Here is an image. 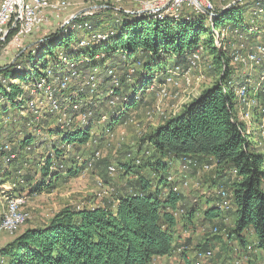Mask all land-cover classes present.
<instances>
[{
	"label": "trees",
	"instance_id": "obj_1",
	"mask_svg": "<svg viewBox=\"0 0 264 264\" xmlns=\"http://www.w3.org/2000/svg\"><path fill=\"white\" fill-rule=\"evenodd\" d=\"M246 2L256 5L255 14L260 10L264 12V2ZM237 5L213 18L192 12V18L181 13L164 19L148 13H124L106 5L98 14L70 22L41 44L20 54L12 65L0 69V77L7 83L6 86L0 85V102H4L0 103V137L12 127L15 131L9 132L11 138L2 141L16 142L12 154L9 145L4 146L9 149L10 158H7L3 144L0 145V185L8 183L17 194L24 191L35 194V189L50 192L58 173L69 176L75 175L80 168L85 169L86 160L93 152L88 159L82 153L92 150L90 141L99 142L101 136L113 134L142 105L144 94L152 93L148 91L150 85H160L175 68L185 65L191 55L203 50V44L213 49L212 64L216 76L213 83L184 105L177 116L163 121L139 140V148L146 145L152 155L144 149L133 158L127 157L126 163L118 162L120 169L113 165L117 168L116 174L118 170L125 172L130 179H126L122 189L116 191L110 205H93L88 209L62 208L47 224L28 227L0 247V264H151L154 259L171 256L178 249L183 251L185 244L176 248L175 230L184 221L193 219L198 211L195 197H192L191 205L176 209L180 194L173 193L168 183V176L172 175L170 163L183 156L197 162L203 158L211 159L209 162L214 165L216 175L221 177H224L226 168H230L235 178L233 183L229 182L235 208L232 234L235 239L241 238L242 246L241 234L251 232L256 240L255 249L264 254V156L254 148L252 136L245 133L236 102V89L246 83L234 85L231 81L229 48L222 52L212 45L220 30L212 33L220 23L227 24L232 30L261 34L264 27L261 30L255 26L244 28L243 11L237 10ZM81 34L86 35V39L79 37ZM13 36V31L7 33L5 41L12 40ZM82 43L85 45L81 46ZM49 61L52 64L48 68ZM96 67L100 68V74ZM115 69L120 71L119 77H124L119 78L118 87L111 84L114 74L107 75L108 71ZM127 70L134 72L126 77ZM47 71L52 75L51 85L55 86L49 102L56 106L53 113L60 112L61 116H43L49 120V132L55 126L59 129L55 127L52 141L53 134H47L49 144L43 148L46 153L41 156L33 154L34 167L22 174L23 166L29 163L27 155L34 153L40 145L34 143L26 128L30 125L34 129L35 123L30 124L28 118L17 115L26 107L24 89L19 84L25 87L32 84L30 88H33L37 81L46 77ZM73 72L81 78L93 74L97 89L92 91L81 86V78L72 77L69 81L77 82L79 90L64 95L71 83L60 90L59 81ZM9 79L18 83H8ZM97 80L107 83L109 88L104 91L103 87H98ZM260 81L259 91L264 89V79ZM100 90L104 91L105 99L96 97L103 94ZM114 98L117 101L111 105ZM12 112H15L14 116L9 117ZM106 114L110 117L107 128H103L97 138L92 136L93 120ZM63 115L67 118L64 122L60 120ZM82 115L86 121H76ZM35 125L41 127L37 122ZM68 147L70 149L66 152ZM73 153L69 166L67 161ZM76 156L85 162L79 166ZM6 158L8 163L4 167L1 160ZM42 158L43 163L40 162ZM179 209L184 210L183 216L175 215ZM205 215L213 214L207 211ZM226 237L229 238L228 233Z\"/></svg>",
	"mask_w": 264,
	"mask_h": 264
},
{
	"label": "rangeland",
	"instance_id": "obj_2",
	"mask_svg": "<svg viewBox=\"0 0 264 264\" xmlns=\"http://www.w3.org/2000/svg\"><path fill=\"white\" fill-rule=\"evenodd\" d=\"M51 1L55 3L65 2L68 8L60 12L58 16H54V15L49 16L48 22L45 26H41L33 34L22 40L15 38H13L10 41H5V38L3 40H0V69L12 65L13 62L17 59V57L20 56V54H22L23 52H27L31 47L35 46L36 44H41V41H43L46 38H49L50 36H53L55 32H57L59 29L66 27L70 22H72V20L74 21L79 18L91 17L94 14H98V12L104 10L105 8L104 6L106 5H109L110 7L114 8L117 11H123L124 13L140 15L141 13H148L146 11H149L150 9L154 8L156 6V3L158 2V0H51ZM163 1H167V0H163ZM209 1L212 4L211 7H213V9H215L216 12H220V13L221 11H225V10L227 11V9L233 7V5L238 4L237 5L238 7H236V9L243 11L242 25L244 26L245 29H247L248 26L249 28L255 26L259 28V30H261V27H264V12L262 13L258 12L255 14V12H257L256 5H253V3L246 2L251 0H235V1L209 0ZM225 3H232V4H228V6L225 7L226 5ZM0 4H1V0H0ZM148 5L149 8L145 9L146 6ZM262 7L264 9V4H262ZM192 12L195 13V11L187 9L182 13V15L192 18L191 17V15H193ZM205 22L207 23V20ZM68 28H66L67 31ZM223 28H225L226 30L221 31V29ZM215 31L218 32H217V37H215V39L213 40L212 45L214 47L220 48L221 50H224V52H226V50L228 49L229 47L228 44L224 42H218L219 40L218 37L223 32L226 33V34L223 33L222 35V37L226 39L224 41H227L230 44H234L235 42H237L234 40L235 38H233L232 36L233 30L231 28H228L227 24L224 23L216 24V28L213 31L212 35L215 33ZM71 32L76 34L75 30H71ZM234 33L237 36H239L238 33H240V31L234 29ZM248 34H252V33L248 32ZM254 34L255 37H252L251 39L248 38L247 42L244 41V46L247 47L246 50L252 49V47L256 45H261V47L264 46V35L259 33H254ZM241 35L239 37H243L244 35H246V33L242 32ZM79 37L85 38L86 35L81 34ZM242 39L244 40V37ZM202 47L203 50L197 51L199 57L196 56L197 57L196 60H192L191 62L186 63L187 71H188L187 75L179 74V76L177 77L175 76V73H173L171 74V76H168V77H173V79L175 80V84H165V80L167 77L164 78L160 83V85H157L159 86L157 89L153 90L152 93L146 92L144 94L145 96L143 98L142 105L130 114V116L125 120L122 126L116 128L111 138L101 136L99 142L97 141L93 142V140L90 141L91 145L93 146L92 150L91 151L89 150V152L88 151L83 152L82 156L88 159L89 155L92 152L97 151L99 152V157H98L99 160L98 159L94 161L91 160L92 161L91 166L87 167V169L86 168L78 169L75 175L68 176V175H60L58 173L59 177L55 179L56 181L52 187L53 189L50 192H48L46 189L45 190L35 189L34 190L35 194L24 191V193L22 194H24V197L26 198V204L24 205V207H22V214L24 215L25 222L21 224L18 227L17 231H15L12 234H10L4 227H2L3 214L5 213L6 210V204H5L6 201L3 199V197H0V247L10 242L11 239L17 237V235L20 232H22L24 229L28 227L36 228L37 226H42L47 224L50 218L53 217L56 212H58L64 207L76 208V209L77 208L88 209L93 205H100V206L110 205L111 204L110 202L112 201V198H114L116 191L121 190L122 189L121 187H123L126 179L128 180L130 178H127L125 172L122 173L119 170L118 173L115 174L114 176L108 174V166L116 165L118 169H120L119 166L117 165L118 162L126 163L128 161V160L126 161L127 157L133 158L134 155H136L137 153L143 152L144 149H148L146 145H142L141 149L139 148V146L141 147L139 140L142 139L144 134L150 131L151 129H154L157 126L161 125L163 121L177 116L184 107V105H186L193 98L197 97L201 90L210 86L213 83V81L216 79L215 71L213 68L214 66L212 64L213 49H210L209 46L204 44ZM246 50H244L243 53ZM195 54L196 53H194V55ZM263 59L264 57L262 58V60ZM231 61H232V53L230 51V62ZM47 63L48 64L46 66H48V68L51 67L52 61H49ZM262 64H263L262 67L259 66L251 70L248 68H244L240 65L232 64L231 62L229 65H231V69L233 72V76L231 79L232 83L234 85L242 84V82L248 83L250 88L252 90L254 89V92L257 94L255 87L257 84L261 82L260 81L261 78L264 79V61ZM169 65L171 66V64ZM180 67H184V66H180ZM97 69H98V74H100V70H99L100 68ZM89 71L90 69L87 70V72ZM128 72L129 71L127 70L126 73ZM108 73L109 71L107 72V75H109ZM112 73L114 74L115 77L118 78L117 79L118 82H119V78H124L123 76L119 77L120 71H116V69L112 70ZM72 82L74 81L73 80L69 81V84L70 83L71 84L67 87L68 92H65L64 95L66 94L68 95L69 93L74 94L76 93V91L79 90L80 85H76L77 82L75 83ZM8 83H18V81L15 79L14 80L9 79ZM97 83H98V87L100 88L103 87L102 89L104 91L107 88H109L108 84L106 83L105 85V83H103L102 80L101 81L97 80ZM6 84L4 83V80L0 77V85L6 86ZM103 84L104 86H102ZM83 85L86 88L88 87L86 81L85 83L81 84V86ZM167 85H168L166 89L167 96L159 98L158 95L164 89L162 86H167ZM27 86L25 87L23 84H19V87L24 89L23 100L25 101L24 107L25 106L26 107L25 110L18 113L17 115L20 118H25V117L28 118V123L30 124H32L33 122L35 124L36 122L41 124V127H37L34 124L35 126L34 129H32V127H29L30 126L29 124H28L29 126H26L28 132H30L33 136L32 138L34 139L33 140L34 143L37 146L40 145V147L39 149L35 150L34 153L27 155V160L29 163L23 166L21 170L22 174L25 172H29L34 167L33 166L34 163L32 162L33 154L41 156V153L42 155L46 153L43 148H45L46 145L49 144L47 134L48 133L53 134V135L51 134L52 137L50 138V141L54 140L55 138L56 126L53 128L52 132H49L47 127V123H49V120L44 116H46V114H50V115L53 114L54 116L53 118L55 117L57 118L58 115L61 116L60 112H56V114L53 113L55 112V109L53 108V106H51L49 102V98L45 97L46 95H43L41 93L35 94L34 92H32L33 88ZM52 87L55 88V86L53 85ZM104 91L102 92L100 90V93L102 92L103 94L98 95L96 97L105 99ZM59 97L60 94H58L57 99H59ZM0 103L4 104V102H0ZM260 104L263 106L264 102L262 101ZM57 105L59 106L61 104L57 101ZM5 108H7V104ZM106 110H108L107 107ZM106 110L104 109V111ZM14 114L15 112L9 113V117H11L12 115L14 116ZM102 116L96 120H93L94 125L91 130L92 131L91 135L95 136L96 138L102 132L103 124L101 125V123H99ZM238 118L244 123L245 133L248 130H250V132L256 134L255 131H257V127L260 124L264 123V116H258L257 118L254 117V119L248 120V119H244L242 113L238 112ZM66 119H67L66 116L63 115V118H61L60 120L64 122V120ZM79 119L80 118L78 117L76 121H79ZM14 122L17 124L20 123L18 121H14ZM57 122H59V120ZM21 125L22 123L20 124V126ZM98 125L101 127H99ZM15 126L17 127L16 124ZM8 129L7 132L5 131V133L2 134L3 137L2 136L0 137V145L3 144V150L8 154L7 158H10L15 148L16 142L6 143L7 140L11 138L9 137L10 135L9 132L15 131V129L12 127L9 130ZM16 133H18V131ZM104 136H106V134H104ZM2 139H4V141L6 142L2 141ZM5 145H9L11 149V154L8 153L9 151L8 148L7 149L4 148ZM253 146L254 148L260 150L261 152L264 151V148L262 146H259L258 143L255 141L253 142ZM69 149L70 148H67L66 152H68ZM137 149L139 150L138 152H136ZM79 150L80 148H78L77 151ZM149 152H150L149 155H152L151 150H149ZM74 153L71 154V156H69V160L67 159L68 160L67 164H69V166L72 162L71 157L74 155ZM261 154L264 156L263 153ZM7 158L1 160L2 163L4 162L3 163L4 167L7 165L6 163H8ZM40 160H41L40 162L43 163L44 158ZM75 160L77 161L79 166L85 162L82 159H80L78 156L75 157ZM179 164H180V160L177 161L175 165H173L174 169H171V174L176 179L179 178L178 176H176L178 175L177 173H179L180 171ZM187 167L195 168L196 171L194 172L193 176H197L198 180H200V178L204 180L206 179V177L210 178L216 175L215 167L210 162L198 165L197 161L191 160L190 163L187 164ZM54 168L55 167L53 166V169ZM10 169L11 170L13 169L12 171L14 172L13 167H11ZM186 170L185 172H187ZM219 175L220 174L216 176L219 178L221 176ZM186 177L192 185L191 177L188 176ZM223 179H224L223 184L215 188L213 194H215V196L218 199H220L219 204H225L226 206L230 207L231 210H234L235 208L231 200L232 195L230 194L229 191V187H230L229 182L233 183L235 178L232 172L230 171V168H226ZM117 182L118 185L120 186L119 189H116ZM193 183H195V185H192L190 186L189 189H186V191H188L189 193H193V192L195 193L197 191L196 189L200 187L198 181H195ZM6 184L4 185L5 187H7ZM182 191L185 192V190ZM220 192H225L226 194L225 198L221 197L222 194ZM13 193H11L12 196H15L17 194V192L15 191H13ZM180 194H182V192ZM229 198H230V202H229ZM198 201L199 200L197 199V202ZM226 211L223 210L219 212H226ZM209 227L210 226L204 229V231H206V235H209L210 233ZM231 229H232V225L230 224V226H228L224 230L225 235L227 232H232ZM247 238H250V236ZM231 239L235 240V237ZM234 242L235 241H233L232 243ZM246 244L249 247L247 248V250L244 251L242 250L243 248L240 242L236 243L234 247L228 246L224 248L226 255H228L231 258V263L249 264L248 262H250V264H264L263 253L258 249H255L252 241ZM178 250L176 251L178 252ZM206 251L212 253V257H203L202 260L200 261L195 260L196 261L195 264H209V262L210 264H214L216 257L215 252L209 249Z\"/></svg>",
	"mask_w": 264,
	"mask_h": 264
},
{
	"label": "bare ground",
	"instance_id": "obj_3",
	"mask_svg": "<svg viewBox=\"0 0 264 264\" xmlns=\"http://www.w3.org/2000/svg\"><path fill=\"white\" fill-rule=\"evenodd\" d=\"M162 1L163 0H158L156 5H158ZM253 1L260 3L264 0H258V1L253 0ZM33 2L36 3V5H38V11L39 12L63 11L66 8H68L65 2L55 3L51 0H33ZM29 3H30V0H18V15H19V17H26V15H29ZM204 3L208 7H211V5H212L209 0H204ZM192 11H195V13H197V14L201 13L206 18H213L215 16L220 15V13L219 12L217 13L216 10H210V9H201V10L196 9V10H192ZM2 12H3V3L1 1L0 14H2ZM146 12H148V14H153L155 17H157V19H159V18L164 19V18L169 17V16L175 17L176 15H178V14H174L173 11L164 10V9L149 10ZM259 12L262 13L261 10ZM223 33H225V32H223ZM223 33L218 37L219 38L218 42H224V43L229 45L228 48H230V51L232 53V61H231L232 64L240 65L244 68H248L251 70L262 65V58L264 57V47H262V49H261L260 48L261 46H255L252 49L246 50V46H244V40L242 39L243 37H239L240 35L237 36L239 38L238 41L234 44H230L229 42L224 41L226 39L222 37ZM260 33L262 35H264V28L262 29V31ZM105 38H99V40L104 41ZM84 45H85L84 43L81 44V46H84ZM224 45H222V46H224ZM244 50H246V51L243 53ZM196 56L199 57L198 53H196L195 55L194 54L191 55L187 59L186 63H189L192 60H196L197 59ZM183 66L184 67H179V68L174 69L170 73L169 76H171V74H173V73H175V76H177V77L179 76V74L187 75V73H188L187 66H186V64ZM133 72H134V70H129L126 77L131 75ZM109 74L112 75V72H109ZM72 77L75 79L81 78L78 75H76V73L73 72L71 75H69L68 78H64L62 81H59L58 87L60 88V90L66 89L65 87H66L67 83L69 82V79ZM51 79H52V75L50 72L47 71L46 77L41 78L39 81H37L34 84L33 92H36V91L41 92L43 95H46L45 97H47V98H49V100H51L52 96L55 93V90L50 83ZM117 79L118 78L115 76L112 77V79H111L112 86L118 87L119 82ZM81 80L83 81V83H85V81L87 82V85L90 88V90L93 91V90L97 89V84H96V81L93 77V74L88 75L87 77L81 78ZM165 84H175V80L173 79V77L167 76V78L165 80ZM259 86H260V84H257L255 87L257 94L254 92V89L252 90L250 88L248 83L241 85L240 87H238L236 89V102L238 103V110L240 113H242L244 119L251 120V119H254V117L257 118L258 116H264V105L262 106L260 104L262 101L264 102V89L259 91ZM158 87L159 86L150 85V88L148 89V91H153V90L157 89ZM166 96H167V92L164 89L158 95L159 98L166 97ZM116 101H117V98H114L110 102V104L115 105L114 103ZM52 106H54L53 102H52ZM54 109H56V106H54ZM79 118H80L79 120L82 123H84L86 121L85 117L83 115L79 116ZM108 118H110V117H108L106 114V116L102 117L101 120L99 121V123H101V125L103 124L102 129L107 128V126H108L107 120H109ZM93 122H92V124H93ZM99 127H101V126H99ZM256 132H257V137L259 139L255 140V142H257L259 146H262L264 148V123L260 124L257 127ZM246 134L253 136L252 135L253 133L250 132V130H248L246 132ZM112 135L113 134H109L108 138L109 137L111 138ZM252 140H254V138H252ZM5 149H7V147H5ZM98 157H99V152H97V151L93 152L92 156H90L89 159L86 160L87 161L86 162V168L88 167L89 163H92V161L97 160ZM190 161H191L190 158L183 156L180 159L179 165L185 164V163H190ZM172 163L173 162H171L170 164H172ZM136 164L139 165V161H136ZM187 168H188L187 165H185L184 171ZM108 169H117V168L114 167L113 165H110V166H108ZM180 178L176 179L175 177H173V175L168 176V183L171 186L170 189L175 194H180L182 192V190L186 191V189H188L187 184H189V180L187 179V177H182L181 179ZM4 185L5 184L0 185V197H3V199L6 201L5 202L6 210H5V213L3 214L2 227H4L10 234H12L15 231H17L18 227L21 224H23L25 222L24 215L22 214V207H24V205L26 204V198L24 197V194H16L15 196H12L11 193H13V191H15L13 186L6 184L7 187H5ZM192 185H195V183H192ZM126 193H127V191H126ZM223 193H225V192H223ZM13 194H15V193H13ZM225 195L226 194H222L221 197L225 198ZM180 196H182V195H180ZM12 198H14L15 200L16 199H23V200L16 204L14 202V199H12ZM179 199H180V197H179ZM180 200H182V199H180ZM194 202L196 203L197 200H194ZM229 209H230V207L226 206L225 204H219V206L217 207L216 210L219 212V211H223V210L226 211ZM183 211L184 210L179 209L177 211V213H179L180 215H176V216H181V215L183 216ZM202 252H208V251H202ZM202 252H198L196 254L195 260H197V261L202 260V258L204 257V256H200Z\"/></svg>",
	"mask_w": 264,
	"mask_h": 264
},
{
	"label": "crops",
	"instance_id": "obj_4",
	"mask_svg": "<svg viewBox=\"0 0 264 264\" xmlns=\"http://www.w3.org/2000/svg\"><path fill=\"white\" fill-rule=\"evenodd\" d=\"M232 36L233 38H235L234 39L235 41L238 40L237 35L234 33V30ZM243 37H244V41L247 42L248 38L251 39L252 37H255V34L246 33V35H244ZM256 137H257V132L252 136V138H254L253 142L259 139L258 137L257 138ZM260 153L264 154V151L263 152L260 151ZM209 161H211V159L203 158L197 163L201 165ZM175 164L176 162L170 164V166L172 165L171 169H174L173 165ZM186 171L187 172L183 171L184 173L182 172V174H180L181 171H179V173H177L178 175L176 176H178L179 178L188 176L191 177L192 183L198 181L200 184V187L196 189L197 191L195 193L182 191V194H180L182 195L180 196V199L182 200H179V202L176 204V209L180 207L186 208L189 204L191 205L192 197H195L196 199L199 200L197 206V209L199 210L196 212L193 219L184 221V223L180 224L175 230L176 248H180L181 245L183 244L186 245V248L183 249L182 254L175 252L173 255L168 257L165 256L164 258H156L151 262V264H195L196 254L198 252L206 251L208 249L212 250L216 254L214 264H231V258L228 255H226L224 248L228 246L234 247L236 243L241 242V238L232 240L231 238H234L232 232H227L229 234V238H227L224 230L228 226H230V224L232 225L231 231L233 230L234 221H235V209L234 210L229 209L226 212H218L216 209L219 205L220 199H218L215 196V194H213L214 189L223 184L224 177L220 176L218 178L215 175L210 178L206 177V179L204 180L201 178L200 180H198L197 176H193L194 172L196 171L194 167H190ZM116 187H117L116 189L120 188L118 182L116 183ZM229 202H230V198H229ZM207 211H210V214L213 215L212 216L205 215V212ZM52 218L53 217H51L50 220ZM208 226H210L209 228L217 227L220 233L217 235H211L210 233L209 235H206V231H204V229L207 228ZM249 236L250 238H247ZM241 237L244 240V244L242 245V248L247 250L249 246H247L246 243H249L251 241L255 247L256 240L251 232H243L241 234ZM12 240L13 239H11L10 241ZM233 241H235L234 242L235 244L232 243ZM244 249L242 250L244 251ZM248 263L250 264V262Z\"/></svg>",
	"mask_w": 264,
	"mask_h": 264
},
{
	"label": "built area",
	"instance_id": "obj_5",
	"mask_svg": "<svg viewBox=\"0 0 264 264\" xmlns=\"http://www.w3.org/2000/svg\"><path fill=\"white\" fill-rule=\"evenodd\" d=\"M1 1L3 3V12L2 14H0V34H1L0 40H3L5 36L7 35V33L12 32V31L14 32L13 38L22 40L30 36L31 34H33L41 26H45L48 22L49 16H52V15L58 16L59 13L62 12V11L39 12L38 5H36V3L33 2V0H30L29 15H26V17H19L18 0H1ZM232 3H225L226 4L225 7H227L228 4H232ZM147 8H149V5L146 6L145 9ZM159 9L170 10V11H173L174 14L183 13L187 9L188 10H196V9L215 10L213 9V7H208L207 5H205L204 0H167V1L160 2L158 5H156L154 8L150 10H159ZM260 48L262 49V47ZM221 51L224 52V50H221ZM162 87L164 88V90H166L168 85L162 86ZM187 164L189 163L180 165L181 172L184 171L185 165ZM91 165L92 163H89L88 167ZM108 174L114 176L116 174V169H108ZM20 183H22V181H20ZM187 185L189 189L191 186V183L189 182V184ZM220 193L225 194L223 192H220ZM22 200L23 199H16V200L14 199V202L17 204L18 202H21ZM175 215H180V214L175 213ZM209 231L211 235H217L220 233L218 229L215 227L211 228ZM181 252L182 250L179 249L177 253L180 254ZM200 256L212 257V253L202 252Z\"/></svg>",
	"mask_w": 264,
	"mask_h": 264
},
{
	"label": "water",
	"instance_id": "obj_6",
	"mask_svg": "<svg viewBox=\"0 0 264 264\" xmlns=\"http://www.w3.org/2000/svg\"><path fill=\"white\" fill-rule=\"evenodd\" d=\"M256 1H258V0H256ZM81 13V12H80ZM79 14V13H78Z\"/></svg>",
	"mask_w": 264,
	"mask_h": 264
}]
</instances>
